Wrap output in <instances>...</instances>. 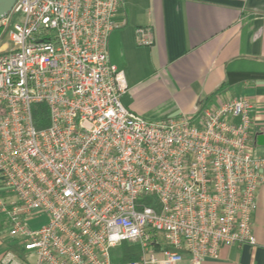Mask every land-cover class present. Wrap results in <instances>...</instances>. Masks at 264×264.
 <instances>
[{"label": "built area", "instance_id": "built-area-1", "mask_svg": "<svg viewBox=\"0 0 264 264\" xmlns=\"http://www.w3.org/2000/svg\"><path fill=\"white\" fill-rule=\"evenodd\" d=\"M122 0H15L0 18V264H202L256 243L264 186L254 105L242 95L193 117L126 108L107 54ZM137 44L151 46L148 26ZM44 103L48 125L36 128ZM44 217V218H43ZM126 241L136 258L116 259ZM17 244L22 253L11 246Z\"/></svg>", "mask_w": 264, "mask_h": 264}, {"label": "crops", "instance_id": "crops-1", "mask_svg": "<svg viewBox=\"0 0 264 264\" xmlns=\"http://www.w3.org/2000/svg\"><path fill=\"white\" fill-rule=\"evenodd\" d=\"M118 20L107 54L125 73L126 108L146 119L193 117L223 82H235L214 101L250 98L255 151L264 154V78L251 76L264 72V0H122ZM139 26L150 28L153 45L137 44ZM257 200L264 205V186ZM3 222L0 215V260L9 243ZM254 234V245L223 246L202 264H264V227Z\"/></svg>", "mask_w": 264, "mask_h": 264}, {"label": "trees", "instance_id": "trees-1", "mask_svg": "<svg viewBox=\"0 0 264 264\" xmlns=\"http://www.w3.org/2000/svg\"><path fill=\"white\" fill-rule=\"evenodd\" d=\"M246 76L249 77L250 74L246 75ZM246 76H244V78ZM251 76L264 78V72L259 73V74H255V75H251ZM234 85H235V82H232V83L228 82V81L223 82L220 85V87L215 91V93L213 95H210L207 97V99L203 103L200 111L203 110L205 107L209 106L217 96H219L221 93L229 90ZM33 121H34L35 127L38 129L43 128V127L48 125L49 119H48V109H47L46 104L37 103L34 105V107H33ZM1 225L2 224L0 223V226ZM121 247H122V258H121L122 261L132 260V259L136 258V249L137 248L134 245H130L126 241H122ZM11 248L17 254L22 253L20 246L17 244H13L11 246Z\"/></svg>", "mask_w": 264, "mask_h": 264}, {"label": "rangeland", "instance_id": "rangeland-1", "mask_svg": "<svg viewBox=\"0 0 264 264\" xmlns=\"http://www.w3.org/2000/svg\"><path fill=\"white\" fill-rule=\"evenodd\" d=\"M256 203H257V206L253 213L252 222H253V227L255 228V230L260 231L261 228L264 227V205L260 203L258 200ZM121 251H122L121 245L117 246L116 248H112L111 249L112 258L116 259L117 257H119ZM180 264H183V263H180Z\"/></svg>", "mask_w": 264, "mask_h": 264}, {"label": "water", "instance_id": "water-1", "mask_svg": "<svg viewBox=\"0 0 264 264\" xmlns=\"http://www.w3.org/2000/svg\"><path fill=\"white\" fill-rule=\"evenodd\" d=\"M15 0H0V18L3 17L12 7ZM263 137V135H262ZM261 138V136H260Z\"/></svg>", "mask_w": 264, "mask_h": 264}]
</instances>
